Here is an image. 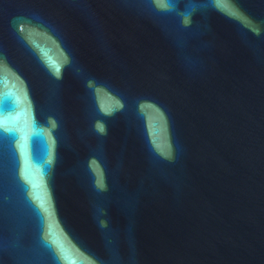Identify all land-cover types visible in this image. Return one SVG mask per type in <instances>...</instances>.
I'll return each mask as SVG.
<instances>
[{
  "label": "water",
  "instance_id": "95a60500",
  "mask_svg": "<svg viewBox=\"0 0 264 264\" xmlns=\"http://www.w3.org/2000/svg\"><path fill=\"white\" fill-rule=\"evenodd\" d=\"M0 264H264V0H0Z\"/></svg>",
  "mask_w": 264,
  "mask_h": 264
}]
</instances>
